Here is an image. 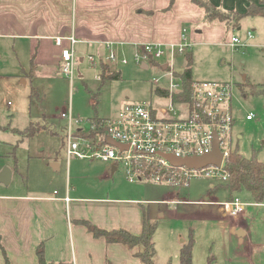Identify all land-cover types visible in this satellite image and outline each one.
Instances as JSON below:
<instances>
[{
	"label": "rangeland",
	"instance_id": "obj_1",
	"mask_svg": "<svg viewBox=\"0 0 264 264\" xmlns=\"http://www.w3.org/2000/svg\"><path fill=\"white\" fill-rule=\"evenodd\" d=\"M239 13L244 14L245 11L240 10ZM193 30L196 28L190 27L189 34ZM249 32H253L252 38L249 37ZM232 37L239 38L246 47L232 49ZM34 51L29 41L0 37L2 172L9 168L6 166L8 164L15 167L16 158L18 174L15 181L26 185L30 178V167L34 173L36 166L43 164L39 160L56 159L62 166L57 174L61 176L60 182L64 181L65 184L69 178L72 186H102L105 189L110 188L111 191L115 187L114 183H128L122 169L116 174L110 172V176L105 177L100 161L72 159L68 165L65 138L70 129V121L63 119L62 114H70L71 111L72 132L83 130L88 133L91 131V121L113 120L128 103L150 101L153 94L152 82L160 79L162 74L156 69L142 70L140 65L129 59L128 64H118L110 70V73L120 72L121 79L102 83L99 77L102 70L101 60L107 59L108 52L99 54L88 50L89 52L82 55L85 62L77 63L73 81L63 74L61 64L54 62L43 66L36 61L38 68L30 78L26 72L30 71ZM90 55L96 61L95 65L88 61ZM193 56L194 80L233 82L238 85L239 90L235 91L233 99V149H237L245 158H256L264 163V18L246 17L236 28L225 32L218 30L215 36H203L201 42L194 44ZM183 66L184 64H181V67ZM246 81L247 86L243 93L240 85ZM164 85L165 82L162 83V86ZM252 86L256 88L255 93L251 90ZM33 88L37 91L36 95L32 93ZM153 103L161 104L159 101ZM248 114L254 115L252 121L246 119ZM31 122L44 130L26 138L20 132ZM39 169L41 171V167ZM128 184L135 187L138 195L151 199L161 198L170 191L180 192L182 199L209 201L215 198L220 204L228 202L231 198L228 181L219 178H192L187 187L180 180L172 184L144 181ZM49 189L51 192L60 190L58 183L52 182ZM236 197L245 203H255L247 190L237 193ZM150 207L155 210L153 212H159L158 205ZM145 208L148 210V205H145ZM207 208L209 207H192L186 212L180 210L182 219L179 227L188 236L189 227H193L194 231L196 253L193 263L264 264V207L249 205L245 208L241 216H244L247 234L242 240L236 231L231 232L230 224L225 226L228 221L224 220L226 212L219 214L218 208H213L212 212L205 216L208 221L204 222L200 217H203L202 213H205ZM164 212L166 213V210ZM185 216L188 221H184ZM230 218L232 221L237 219ZM160 220L161 218L158 220L159 224L157 223L158 228L161 225L164 228L163 224L171 219L165 217ZM161 238H168L166 230L161 231ZM0 250L2 251L1 248ZM7 256L6 254L4 259Z\"/></svg>",
	"mask_w": 264,
	"mask_h": 264
},
{
	"label": "crops",
	"instance_id": "obj_2",
	"mask_svg": "<svg viewBox=\"0 0 264 264\" xmlns=\"http://www.w3.org/2000/svg\"><path fill=\"white\" fill-rule=\"evenodd\" d=\"M209 1L222 10L239 13L240 10L246 12L250 5L259 4L261 0ZM190 27L196 28L190 34L193 44L201 42L203 36H215L218 30H227L225 23L219 20L206 22L204 10L192 0H0V37L29 41L35 50L32 56L35 68H38L36 61L43 66L50 62L61 64L62 47L56 45V37L74 34L80 39L77 56L83 63L85 58L82 55L88 50L105 53L107 43L118 47L126 45L127 52H131L135 44L177 43L183 28ZM66 45L64 42L63 47ZM189 60L193 62L194 56ZM105 61L101 60L102 64H106ZM107 64L111 70L113 67ZM31 68L29 73L26 72L29 76ZM142 70H148L147 66ZM99 77L101 79V75ZM39 161L43 164H38L34 173L30 167L26 185L15 181L18 169L10 164L6 165L12 171L10 182L7 185L0 183V238L11 264H40L41 252L48 264H143L135 251L127 246L96 238L86 223L104 230H125L140 236L146 212L154 223L160 218L171 219L163 224L164 228L162 225L157 228L154 235V264H181V249L194 231L189 227L188 236L179 227L180 210L186 212L192 207L207 206L209 208L200 217L204 222L208 221L205 216L213 208H218L219 214L225 213L215 198L187 200L181 198L180 192L170 191L161 198L151 199L138 195L129 182L114 183L111 191L102 186H72L69 178L66 184L60 182L61 176L57 174L62 167L60 161ZM70 162L68 160V165ZM102 164L103 175L107 178L110 172L116 174L119 171L114 164ZM51 182L58 183L60 190L51 192ZM65 198H69V202L64 201ZM151 205H158L159 212H153ZM224 216V220L228 219L225 226L230 224L232 233L242 229L247 234L244 216L235 221L226 213ZM187 218L185 216L184 221H188ZM163 230L168 234L166 240L161 238ZM2 253L0 250V264H6ZM195 253L196 247L193 260Z\"/></svg>",
	"mask_w": 264,
	"mask_h": 264
},
{
	"label": "built area",
	"instance_id": "obj_3",
	"mask_svg": "<svg viewBox=\"0 0 264 264\" xmlns=\"http://www.w3.org/2000/svg\"><path fill=\"white\" fill-rule=\"evenodd\" d=\"M253 37V32L248 33ZM54 41L61 50V70L73 81L79 62L77 46L81 43L74 34L56 37ZM67 45L63 47V43ZM232 49L246 47L237 37L230 41ZM126 45L107 43L108 57L105 63L112 67L128 64L129 59L141 69H156L162 76L152 82L150 101L132 102L124 106L117 117L108 121H94L91 131L72 132V116L63 113L62 118L70 121L65 138L66 156L72 159L100 161L114 164L125 172L129 183L148 182L172 184L180 180L183 185L192 178H219L229 180L225 170L233 149L234 116L233 99L238 85L233 82L193 81L190 93L184 91V72L189 67L194 44L189 29L183 28L177 43L135 44L127 52ZM95 65L93 57L88 59ZM181 64H184L181 67ZM165 82L166 85L162 86ZM159 101L160 105L153 102ZM246 119L252 121L253 114ZM214 133L220 140L223 154L221 167L208 166L189 169L174 167L164 155L178 158L200 157L210 153L214 145ZM114 141L122 147L109 143ZM64 201L69 202V198ZM249 205L264 207V204L245 203L236 198L221 204L229 217L238 218Z\"/></svg>",
	"mask_w": 264,
	"mask_h": 264
},
{
	"label": "trees",
	"instance_id": "obj_4",
	"mask_svg": "<svg viewBox=\"0 0 264 264\" xmlns=\"http://www.w3.org/2000/svg\"><path fill=\"white\" fill-rule=\"evenodd\" d=\"M192 2L198 7L202 8L205 12L206 22H213L219 20L226 25V29L236 28L240 25V22L246 17H262L264 18V0H261L259 4H252L249 6L244 14H240L234 11H225L217 6L213 5L209 0H192ZM192 64L190 60L188 69L184 72V91L186 94L190 93V86L193 83ZM35 65L32 60V68L30 76L35 71ZM101 81L105 83L108 80L121 79L120 72L110 73V66L102 64L101 68ZM247 86V81L240 85V90L245 93L244 88ZM253 93L256 92L255 86L251 87ZM33 95L37 94L35 88L32 90ZM97 120V119H96ZM44 130L39 128L36 123L31 122L30 125L20 132L24 137L31 138L36 133ZM15 169L17 170V161L15 158ZM225 170L229 175L228 187L231 193L230 202L236 199V194L247 190L255 203H264V163L258 161L256 158L248 159L242 156L237 149H234L227 160ZM86 226L93 233L96 238H105L109 244H123L130 250L135 251V255L140 258L143 264H154L153 257L155 255V249L153 244V238L157 231L158 225L151 221L149 214L144 213L143 231L140 236L131 234L125 230H104L98 227L92 226L86 223ZM191 231L188 242L183 245L181 249L180 261L181 264H193V253L195 247V239ZM0 248L6 253L1 245ZM40 264H48L42 254H39ZM6 264L11 262L6 257Z\"/></svg>",
	"mask_w": 264,
	"mask_h": 264
},
{
	"label": "water",
	"instance_id": "obj_5",
	"mask_svg": "<svg viewBox=\"0 0 264 264\" xmlns=\"http://www.w3.org/2000/svg\"><path fill=\"white\" fill-rule=\"evenodd\" d=\"M109 143L115 146L122 147L121 145L116 144L114 141L109 140ZM164 157L174 166V167H183L186 166L189 169H202L208 166L221 167L223 161V154L220 149V140L217 133H214V145L213 150L200 157H187V158H178L173 155H164ZM12 171L9 168H6L0 174V183L7 185L11 180ZM236 234L239 238L244 237L245 232L242 229L236 231Z\"/></svg>",
	"mask_w": 264,
	"mask_h": 264
}]
</instances>
